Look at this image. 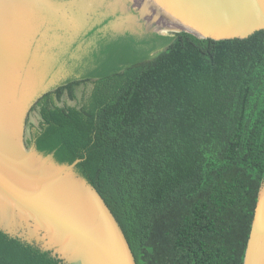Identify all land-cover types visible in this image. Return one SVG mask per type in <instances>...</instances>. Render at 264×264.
Segmentation results:
<instances>
[{"label": "trees", "instance_id": "trees-1", "mask_svg": "<svg viewBox=\"0 0 264 264\" xmlns=\"http://www.w3.org/2000/svg\"><path fill=\"white\" fill-rule=\"evenodd\" d=\"M102 43L93 67L35 102L25 148L78 161L135 264H243L264 179V31ZM0 264L62 263L0 231Z\"/></svg>", "mask_w": 264, "mask_h": 264}, {"label": "water", "instance_id": "water-1", "mask_svg": "<svg viewBox=\"0 0 264 264\" xmlns=\"http://www.w3.org/2000/svg\"><path fill=\"white\" fill-rule=\"evenodd\" d=\"M258 31L264 0H0V231L62 264H135L78 161L60 165L34 142L25 148V135L39 128L35 102L93 67L104 39L183 32L221 41ZM243 264H264V179Z\"/></svg>", "mask_w": 264, "mask_h": 264}]
</instances>
